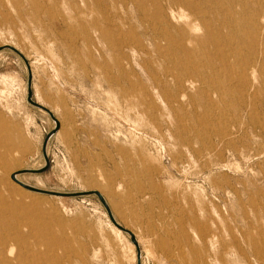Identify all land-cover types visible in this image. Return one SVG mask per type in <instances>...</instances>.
<instances>
[{
	"label": "rangeland",
	"instance_id": "obj_1",
	"mask_svg": "<svg viewBox=\"0 0 264 264\" xmlns=\"http://www.w3.org/2000/svg\"><path fill=\"white\" fill-rule=\"evenodd\" d=\"M4 45L30 65L0 50L1 187L57 257L10 259L139 263L96 195L12 179L56 126L31 72L61 127L24 182L99 190L141 264H264V0H0Z\"/></svg>",
	"mask_w": 264,
	"mask_h": 264
},
{
	"label": "bare ground",
	"instance_id": "obj_2",
	"mask_svg": "<svg viewBox=\"0 0 264 264\" xmlns=\"http://www.w3.org/2000/svg\"><path fill=\"white\" fill-rule=\"evenodd\" d=\"M21 54L23 55L22 52H21ZM23 58H26V57L24 56ZM26 60H27V58H26ZM29 65H30V63H29ZM32 77H33V75H32ZM27 90H28V85H27ZM55 118H56V116H55ZM54 121H55V119H54ZM4 146H5V142L0 140V169L3 167L5 170H7L10 166V163L9 162L4 163V160H3L4 153H5V147ZM47 146H48V144H47ZM47 153H48V148H47ZM45 162H46V160H45ZM1 164L2 165L4 164V166H2ZM28 169H38V168H28ZM13 174H17L16 175L17 179L24 182L20 176L23 173H18V171H16ZM7 176H8V174L5 175V179H7ZM2 182H3V180H2V178H0V264H27L26 260H24V256L21 253L18 254L16 261H13L12 259H10L8 257V255H6L8 248L13 249L16 246L25 247L26 248L25 255H33L34 256L37 254L36 256H38L40 258H42V256H43V257H48L51 260H55L57 257H55L54 254H52V256H51L48 254H44L43 252L36 253V251L34 252V250L31 247L26 246V244L29 241H31V239L33 241H36L37 243H41V242L46 243L45 237L41 234V232L36 231V229H37L36 223L34 222L33 219H31V216H30V208L36 207V205H38L37 198L35 196H30L29 194H28V196L23 195V197L28 198V200H22L21 202H18L14 199L13 196L6 195L3 188L1 187ZM15 182L19 186H21L17 181H15ZM21 187H23V186H21ZM13 188L15 189L16 187L13 186ZM41 189H43V188H41ZM45 190H48V189H45ZM119 230L122 231L121 229H119ZM123 233H125V232H123ZM136 238H137V236H136ZM137 240H138V238H137ZM138 242L140 245L141 242L139 240H138ZM132 243L135 245V243L133 241H132ZM48 246H49V244H48ZM136 248H137V246H136ZM140 249H141V245H140ZM141 257H142V249H141ZM137 258H138V251H137ZM138 261H139V258H138ZM140 261H141V259H140ZM34 264H36V263H34ZM39 264H41V263H39ZM70 264H72V263H70Z\"/></svg>",
	"mask_w": 264,
	"mask_h": 264
},
{
	"label": "water",
	"instance_id": "obj_3",
	"mask_svg": "<svg viewBox=\"0 0 264 264\" xmlns=\"http://www.w3.org/2000/svg\"><path fill=\"white\" fill-rule=\"evenodd\" d=\"M4 48H9L12 49L14 51H16L18 54H20L22 57H24L21 52L19 50H17L15 47L11 46V45H4L0 47L1 49ZM26 63L29 65V62L26 60V58H24ZM33 77H32V73H29V79H28V96L27 99L28 101L33 104L36 107H39L41 109H44L45 111H47L51 117L53 119H55L56 121V126L53 130H51L45 140H44V144H43V153H44V157L46 160V163L43 167H40L38 169H23L18 171V173H26V172H32V173H39V172H43L45 171L48 166H49V156L47 153V144L49 139L59 130L61 124L60 122L55 118V115L53 114V112L51 110H49L48 108H46L45 106H43L42 104L38 103L35 99H34V92H33ZM17 174H12V178L13 180L17 181L21 186H23L24 188L30 190V191H35V192H39V193H46V194H53V195H59V196H66V197H71V196H85V195H96L100 201L102 202V204L106 207L107 212L111 218V220L113 221V223L119 228L121 229L123 232L127 233L130 235L131 240L135 243V245L137 246V250H138V258H139V263L141 264V249H140V245L139 242L135 236V234L129 230L128 228H126L123 224L119 223L117 221V219L115 218L111 207L109 206V203L107 202V199L105 198V196L97 189H91V190H84V191H74V192H61V191H53V190H45V189H41L38 187H35L33 185L27 184L25 182H22L20 180L17 179Z\"/></svg>",
	"mask_w": 264,
	"mask_h": 264
}]
</instances>
